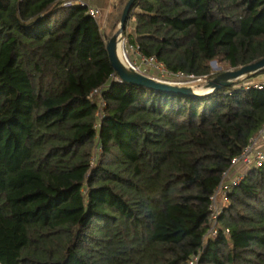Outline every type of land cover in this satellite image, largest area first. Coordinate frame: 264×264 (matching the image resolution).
Returning a JSON list of instances; mask_svg holds the SVG:
<instances>
[{
    "label": "trees",
    "instance_id": "trees-1",
    "mask_svg": "<svg viewBox=\"0 0 264 264\" xmlns=\"http://www.w3.org/2000/svg\"><path fill=\"white\" fill-rule=\"evenodd\" d=\"M127 26L173 73L264 58V0H136ZM115 75L88 7L0 0V264H264V163L217 193L264 82L195 97Z\"/></svg>",
    "mask_w": 264,
    "mask_h": 264
},
{
    "label": "built area",
    "instance_id": "built-area-1",
    "mask_svg": "<svg viewBox=\"0 0 264 264\" xmlns=\"http://www.w3.org/2000/svg\"><path fill=\"white\" fill-rule=\"evenodd\" d=\"M62 6L64 7H73L76 5H81V6H86L88 7V13L91 14L96 18V20L100 21L101 19V9L98 7H91L86 0H57ZM124 40V37H123ZM126 40V39H125ZM129 48H127V45L125 43V48L124 53H123V61L125 64L132 69H134L137 72H140L141 74L150 76L151 71L155 70L161 73L164 77H166V80H161L169 83H174V84H179L183 85L185 82H201L205 81L207 79V76H195L193 74L191 75H185L182 73H173L169 71L165 65L160 62L156 57L151 56H145L142 54L139 49L133 45H129ZM129 49L133 52L134 56L139 60V64L134 63L133 60L130 58L128 55ZM155 78V77H153ZM114 79L116 81L122 82L123 80L116 74L114 76ZM158 79V78H155ZM160 80V79H158ZM169 80H178V82H172ZM256 87H263L262 84H257L255 85ZM101 92L100 89H96L93 91L92 94H99ZM101 104L104 105V101L101 100ZM261 143H264V128L259 132L258 136L254 137L251 139L250 144L243 150V152L235 157L233 159V163L230 169H228L224 173V178L222 183L220 184L217 193L224 189H228L231 186L237 185L241 178L244 176L243 172H238L237 174L233 173L235 171V168L239 167H248V168H253V167H260L264 163V150L260 146ZM216 200L217 197L216 195L213 197V214H212V227L209 229L207 236H215L217 233V228H216V221L220 213L222 212L221 209H218L216 207ZM199 261V256L195 255L193 256L189 264H198Z\"/></svg>",
    "mask_w": 264,
    "mask_h": 264
},
{
    "label": "water",
    "instance_id": "water-1",
    "mask_svg": "<svg viewBox=\"0 0 264 264\" xmlns=\"http://www.w3.org/2000/svg\"><path fill=\"white\" fill-rule=\"evenodd\" d=\"M135 2L136 0H126L125 6L123 8L120 17V22L118 24L116 31L110 37H107L105 35L106 47L111 64L116 74L124 82L147 87L149 89L156 91L197 97L217 91L223 87L231 86L234 83H236L237 80L246 76L256 74L264 69V58H262L258 61L241 66L240 68L230 69L221 72L215 78L209 80L206 83L205 87L210 88L211 90L205 93H199L195 91L192 86L179 85V84L161 81L135 71L131 67L127 66L125 62L121 60V58L118 55V43L120 39H123L125 28L127 26L128 17Z\"/></svg>",
    "mask_w": 264,
    "mask_h": 264
},
{
    "label": "rangeland",
    "instance_id": "rangeland-1",
    "mask_svg": "<svg viewBox=\"0 0 264 264\" xmlns=\"http://www.w3.org/2000/svg\"><path fill=\"white\" fill-rule=\"evenodd\" d=\"M124 6L125 5H123V8H124ZM120 8H121V13L118 14L117 19H120L122 11H123V8L121 7V5H120ZM130 22H131V20H130ZM110 23H111V21H110ZM104 27L105 26L102 27V30H105ZM112 28H113V26L110 25V27L107 30L108 33L103 31L104 35H106L107 37L112 36V34L116 31V30H113ZM123 37H124V44L123 45H124V49H126L125 48V43H126L125 39H126V37H125V35ZM127 48H129V47L127 46ZM128 55L130 56V58L133 60L134 63H137V64L140 65L139 60L134 56L133 52L130 49H129ZM210 67H211V74L207 77V79L205 81H201V82H185L183 85L193 86L194 89L195 88L197 89V91L206 92V91L210 90V89H207L205 87L206 83L209 80H212L213 78H215L221 72H224L226 70L232 69L226 64V62L221 61L218 58L210 62ZM150 75L152 77L158 78L160 80H166L167 79L161 73H159L158 71H155V70L151 71ZM169 81L178 82V80H169ZM263 82H264V69L262 71L256 73V74H254V75L246 76V77H243V78H241V79L236 81V83L238 85H244V84L245 85H252V84L253 85H257V84H261ZM178 83H180V82H178ZM260 146L264 150V143H261ZM249 169L250 168L244 167V166L243 167H239V168L236 169V171L234 173L237 174L238 172H242V171L244 173V172H247ZM225 195H226V192L223 194V196H225ZM225 202H226V198L223 197V199H220V195H219L218 199L216 200V204L215 205H216V207L218 209L222 210L223 203H225ZM208 236H210V235H208Z\"/></svg>",
    "mask_w": 264,
    "mask_h": 264
},
{
    "label": "crops",
    "instance_id": "crops-1",
    "mask_svg": "<svg viewBox=\"0 0 264 264\" xmlns=\"http://www.w3.org/2000/svg\"><path fill=\"white\" fill-rule=\"evenodd\" d=\"M91 7H98L101 9V19L99 21V25L102 29L103 26L105 30H102L108 33V28L110 25L113 26V30H116L120 19H117L118 14L121 13V7L125 5L126 0H86ZM111 21V23H110ZM128 32L134 31V22L131 21L127 26Z\"/></svg>",
    "mask_w": 264,
    "mask_h": 264
},
{
    "label": "bare ground",
    "instance_id": "bare-ground-1",
    "mask_svg": "<svg viewBox=\"0 0 264 264\" xmlns=\"http://www.w3.org/2000/svg\"><path fill=\"white\" fill-rule=\"evenodd\" d=\"M123 44H124V40L123 39H120L119 40V43H118V55L121 58V60H123V53H124V45ZM193 89H194V87H193ZM207 89H210V88H207ZM194 90L197 91L196 88ZM197 92H199V93H205V92H200V91H197ZM206 92H208V91H206Z\"/></svg>",
    "mask_w": 264,
    "mask_h": 264
}]
</instances>
